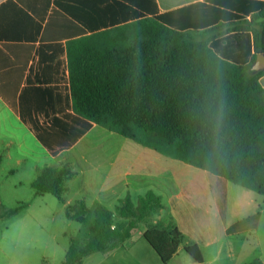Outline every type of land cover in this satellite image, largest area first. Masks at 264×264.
<instances>
[{"label":"trees","instance_id":"trees-1","mask_svg":"<svg viewBox=\"0 0 264 264\" xmlns=\"http://www.w3.org/2000/svg\"><path fill=\"white\" fill-rule=\"evenodd\" d=\"M105 1L67 0L72 19L64 23L56 13L45 26L42 0L3 3L0 97L53 157L97 124L264 196V69L251 70L264 54V1L235 0L226 3L230 12L210 0L160 14L147 0L138 16L111 0L108 17L96 16ZM225 24L230 28L204 40L188 34ZM111 27L130 30L132 43L97 45L94 36ZM38 41V65L29 66ZM74 176L67 166L45 167L33 186L63 202ZM76 206L74 213L67 207V217L83 223L90 210L84 200ZM162 209L154 191L136 204L127 194L115 211L98 205L90 238L71 245L61 264L112 251L143 224L144 238L167 264L186 237L172 221L154 222ZM186 249L202 262L199 246Z\"/></svg>","mask_w":264,"mask_h":264},{"label":"crops","instance_id":"crops-1","mask_svg":"<svg viewBox=\"0 0 264 264\" xmlns=\"http://www.w3.org/2000/svg\"><path fill=\"white\" fill-rule=\"evenodd\" d=\"M7 1L0 0V6ZM20 1L27 5L34 2V0ZM112 1L119 2L121 6L123 4L126 13H137L139 16L147 0ZM112 1L106 0V3L100 5V10L96 7L95 15L97 16L98 12L100 15L105 13L107 18L110 13L108 6ZM209 1L150 0V4L154 8L155 3L161 14ZM42 2L48 5L44 26L56 13L57 20L64 22L65 19H72L68 12L70 3L67 0H42ZM233 2L235 3V0H216V4L212 5H215L216 9L231 12L232 8L226 3ZM111 17L109 14V18ZM261 21L262 19L258 20ZM236 25H231V28ZM227 27L230 28L225 24L203 29L201 32L211 37L219 32H225ZM111 28V31L116 29V27ZM102 31L88 34H101ZM43 32L44 29L42 34ZM39 41L32 43L35 48L29 66L38 65L37 51L42 42ZM260 83L264 87V76L260 78ZM2 101L13 112L0 97V103H3ZM17 118L19 119L18 116ZM115 133L95 124L72 147L77 146L85 137L91 135L93 137L94 134L106 137L103 145L106 147L98 150L96 154L86 155L83 152L79 158L76 156L79 167L76 164L74 170L70 168L75 172V176L66 182L68 190L64 194L65 205L76 206L78 201L84 200L90 213L95 212L98 205L114 211L119 201L127 194L131 195L136 204L140 194L154 191L162 197L164 203V209L154 216V222L172 221L186 237L185 243L167 264H249L255 259H260L264 263V251L260 248L261 239L264 238L263 195L227 181L208 170L186 164L133 139L122 135L120 138H114L118 137L116 136L118 133ZM37 142L39 143L38 140ZM34 143L38 147V144ZM15 144V141L9 140L7 145ZM60 155L61 153L56 157ZM36 168L44 169V167ZM146 229V225H141L134 230L132 238L123 245L106 253H93L84 259L83 264H164L159 256L155 257L145 242ZM246 236L257 240L255 248L247 247L250 240ZM231 238L243 241L241 245L244 251L238 252L233 241H230ZM191 245L200 247L202 262L197 261L187 251L186 248ZM87 259L91 260L87 262Z\"/></svg>","mask_w":264,"mask_h":264},{"label":"rangeland","instance_id":"rangeland-1","mask_svg":"<svg viewBox=\"0 0 264 264\" xmlns=\"http://www.w3.org/2000/svg\"><path fill=\"white\" fill-rule=\"evenodd\" d=\"M131 34L130 30L114 29L107 36H94L93 41L99 46L116 44L126 47L133 41ZM188 34L193 39L210 38L209 34L202 32L189 31ZM134 131L146 140L140 130L134 128ZM95 134L63 151L59 157H53L17 115L4 102L0 103V264H61L71 245L84 244L90 238L95 212L88 214L83 223L69 219L67 205L53 194H38L33 184L42 170L36 167L61 165L74 170L76 164L79 167L76 156L79 158L83 152L96 154L105 148L106 137ZM116 136L114 138L122 137ZM9 140L16 144L7 145ZM76 209L77 206H72V213ZM247 238L250 240L247 247L255 248L257 240ZM144 240L157 258L156 251ZM261 240L260 248L264 251V238ZM230 241L238 252L244 251L243 241L232 238Z\"/></svg>","mask_w":264,"mask_h":264},{"label":"water","instance_id":"water-1","mask_svg":"<svg viewBox=\"0 0 264 264\" xmlns=\"http://www.w3.org/2000/svg\"><path fill=\"white\" fill-rule=\"evenodd\" d=\"M264 69V54H259L257 56V61L254 64V66L252 67V71L253 72H258L260 70ZM147 241V240H146Z\"/></svg>","mask_w":264,"mask_h":264}]
</instances>
